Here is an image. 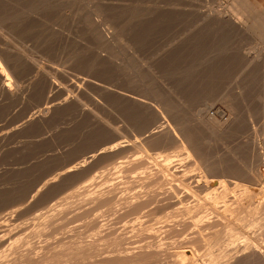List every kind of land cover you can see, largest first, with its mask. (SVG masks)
Instances as JSON below:
<instances>
[{
	"label": "rangeland",
	"instance_id": "rangeland-1",
	"mask_svg": "<svg viewBox=\"0 0 264 264\" xmlns=\"http://www.w3.org/2000/svg\"><path fill=\"white\" fill-rule=\"evenodd\" d=\"M5 1L9 3L12 1H14L12 3L17 2V0H11V1L5 0ZM23 1L27 3L29 2L33 3L39 0H23ZM229 1L230 0H219L217 2L215 1L214 3V0H211V1L210 0H191V1L190 0L189 1L188 0H183V1L182 0H86V3H89V4H86L83 2V0H58V1L52 0V2L54 3L56 2V8H53L55 10L51 9L49 12L46 13L47 16L49 17H46L45 15L44 19L42 18L43 20L39 21V25L37 29H39L40 31L42 30V31L40 32L39 30L35 29L36 32H34L32 35L33 37L35 35L36 38L35 37L33 38L31 35L28 38L26 37V39L24 40L13 39L15 43L14 45H16L17 47L21 45L22 49L26 53L28 52L31 54H35L37 52V54L39 55L42 53L43 55H46L47 57H49L50 62L45 63V69L53 75L58 71L56 75H59V73H61L60 72L61 70L62 72L68 71V70L69 72H71V69L67 70V67L68 68L70 67V64L68 62L70 60V57H72V55L74 54L73 51L81 52L82 49H83L82 52L84 53L88 51L89 54L87 52L85 54L86 56L88 54L87 57L91 59V57L93 58V55H96L95 53L97 52L101 54H104V53L107 54V51L110 50L109 48L100 44L101 41L100 39L98 40L96 33L92 32L94 34L93 35L91 32H88V30H86V28L84 29V26L80 22L79 16L80 14H83V11H84L83 8L85 7V5H91V6L97 5L98 6L102 4L101 6H107V7L112 8V10H110V13L112 12V14L110 15L113 16L115 13V16L120 19L119 20L116 18V20L120 21V23L122 22L121 24H124V20L126 21V23H131L132 22L131 18H133V22L131 24L133 23L135 24V21H137L135 19L136 18L139 19L138 16H141L142 18L141 17L140 18L142 19L141 21H143L142 23L144 24V21H147V23L149 24V25L148 24L146 25V23L144 24V26H147L145 28H148V34L146 32L147 30L142 28L143 26L140 25L141 23L140 19H139V22L137 21L138 24L136 22V26L140 25L141 29L145 31V34H147V36H149V34H152L151 37L145 36V39L146 38L147 40L149 38L150 39L149 41L146 40L147 41L146 45L143 43L146 46V48L144 47L143 49L144 45L141 46L142 50L140 49V52L142 53L140 55L142 54L144 55V57L140 56L142 59L146 58L145 60L147 61L148 57H152L151 58L152 60L153 56L155 55L158 57L160 56L158 55V53L160 54L162 51L163 52L166 51L167 53L168 50L170 51L171 49H174V47L175 48L177 47L181 51L180 55L182 56L183 54L185 55L183 56L184 58L179 56L182 61L178 57V60H180L178 62L180 63V65L185 64L184 67H187V70H186L182 65L181 74H180L181 77L183 75L182 73V71H184L183 69L186 70L184 72L185 75H190L189 72L187 74V71H190L191 68L192 70H195L199 66L197 70L195 71L191 70V72H195V73H191L192 75L191 77L188 76L189 80H188L187 90H189L188 92H190L191 95L193 94L194 97H191L190 95V97H188V100L190 101L187 102V103L190 102L189 104L191 105L192 110H191V107H186L187 105L185 104H184L185 107L184 105L180 106L181 108L179 107V109L181 110L184 107L182 111V115L184 114V116L182 118L186 117L187 119H189L191 117L189 120H185L186 118L183 120L189 122L193 118L192 115H190L195 111V107L193 110V105L194 106L197 105V109H200L203 115L208 114L209 112L210 114H212L213 112L221 110L223 112L222 118L223 119L227 117L229 118L230 110H228L229 107L225 106L226 104L225 105L223 104V98L229 97L231 95L229 99L230 98L232 99V103L234 102L233 105L237 109L236 111L237 114H240L238 115V118H239V123H240L239 125L241 127L240 130L242 131L240 132L239 130L236 136L234 135V137L233 136L227 137L223 139V141L221 140L222 142L221 141L214 142V140H210V139L207 140V138H205L204 140H206L207 142L204 141V143L206 142L205 145L208 144V146L203 145L204 148H202V150L203 149L204 150L201 151L200 153L203 152L202 154H206V153L207 154L206 155L201 154V157L194 156L196 159L193 157L190 158V156H187L189 158H187L186 156L185 157L182 156L183 157L182 158V157H179L181 156L179 154H178L179 156L177 157V153L175 154V152L172 153L173 155L171 154L172 158L170 156L171 158L170 162L172 161L171 162L172 164H169L170 165L169 171L171 175H174L175 179H173V177H171L172 179L170 177L169 178L166 177V178H168L167 180L170 179L171 183L173 182L172 184L174 186L170 183L171 186L177 188L180 185V187L178 188L180 189V191L181 189L183 190V193L181 194V196L183 195L182 196L183 198L181 199L186 201L185 202L186 205H185L184 201H182L181 199H177L175 196H171L173 194H169L166 191H165L166 194H164V192L162 193L163 195L160 193L163 197L159 194V192L154 191L153 193L151 190L152 192L151 193L150 189H148L149 186H151V183H150V180H147L150 175L146 174L145 172L146 170L140 171L138 169L135 171H129L128 173H124L123 175L128 174V177L126 176L128 178V181L126 180L127 178L124 177L123 175H120V176L118 175L120 178L119 180L117 176L115 179V175L108 177L110 175V173L109 175L108 173L106 174V172H108L106 170H108L109 168L108 167L109 166L108 155L101 157L99 160L100 162L98 161H97L98 163L95 162L96 164H99V165L91 163V165L93 166L96 165V166L94 167L92 166L93 167L92 168L91 165H87L91 168L89 169V167L86 166L84 167V169L85 168H88V169H85V170H83V168H81L82 165L79 164L81 163L80 162L81 160H79V158L77 159V157L75 158L74 155L72 156H74L73 159L75 158L74 159L75 161L71 157L68 159L69 160L68 161L64 157L65 156L64 154L66 152L65 151L63 152V150L65 149L64 147H62V146L66 147L65 144H68V143L66 142L65 136L62 134L61 129L64 127L65 124L68 123L71 117L69 115V112L66 109L61 108L52 116V118H50L49 120L43 121L42 120L43 116L41 117V115L43 114L39 112L42 106L44 105V102L42 101L43 99L42 93H41L42 94L41 96H40V93L33 94L34 98H31L32 100L28 102V104L25 103L22 105H17V104L9 105V104L0 103V264H203V263L204 264L206 263L215 264V263H218V262L213 261V259L217 261L220 260L219 261L220 263L218 264H233V262L235 264H238V263L239 264H264V252H263L264 243L263 244L261 243L264 241L260 240L261 235L263 236V230H260L258 228L257 233L256 231H254L255 234L254 233L252 234L253 231H251V227L253 226L254 230L255 228H257L255 224H257L258 222V217H256L257 220H255L256 215L254 216L250 215L248 212L249 211L248 208L250 207L249 205L251 204V197L248 196L249 195L248 188L251 187L250 189L260 191L264 187L263 186L264 185V149H263L264 148V144H263V141H264V67L263 66L264 64H262L264 62L261 60V58H259L256 60L257 63H255V59L254 60L252 59L253 52L251 50L249 52L245 51V50H248V47L251 46V43H252V40L250 41L251 37L248 36L247 34L245 35L242 34V32L239 34V31H237V28L233 27L234 25L232 26L233 28L228 27V26L226 28L224 26L218 27L222 29H217V26L210 27L206 25L205 15L209 13V10L213 9L215 11H218V9H220L222 11ZM250 1L252 2V4L257 10L258 9L262 10L264 8V0H250ZM212 4L214 7L212 6ZM165 8H166V13H168L172 9L171 12L173 11V16L175 17L176 12L178 16L176 15L175 18L168 21L169 23H166L167 21L163 22L164 25L160 24L161 21L159 23V20L156 24H154L158 19L157 17L159 16L161 17L163 15V13L161 12H163ZM174 12H175V15H174ZM166 13L164 11V14ZM51 14H54L53 15L54 17H52ZM149 18L150 20H152V21H149L151 23L148 22ZM153 20H154V23H153ZM201 20H203V22H201ZM136 26H130V27L134 28ZM201 26L203 27L202 29H201ZM50 27L52 29H50ZM204 27L206 30H204ZM136 28H140V27H136ZM223 28H225V32H223L224 31ZM227 28L232 29V31L231 30L229 31ZM150 29L151 31L149 32ZM52 30L57 31V37H58V38L56 37L55 39L54 36L52 35L53 40L54 39L56 40L54 41V43H52L53 41L51 40L52 37H49V35L51 36V34L54 32ZM0 31L2 32V30ZM47 31H50L51 33L48 35L49 32ZM200 32H201L200 36L203 35L201 36V38L203 37V39L198 37L197 33H200ZM194 35L195 37L196 36L197 37L194 38ZM38 36L42 38L39 39ZM234 36L236 37V39L234 38ZM5 37L8 39L9 36L5 35ZM191 38L194 40H196L197 38L199 39H197L196 41H193ZM46 40L48 41V44L46 43ZM173 40H174V43H173ZM188 40L189 41L192 40L190 41L192 45L189 43ZM199 40L201 41L200 43H199ZM98 41L100 42L98 43ZM44 43H46L48 47L50 45V47L49 48L47 47L45 49L47 45ZM189 44H190V49L189 47H186ZM39 45L41 47H39ZM103 46H104V49H102ZM160 47L162 50L160 49ZM182 47H186V50L182 51ZM41 48L45 49L47 53L45 50L44 51L41 50ZM217 50H218V53H217ZM188 51L189 52L192 51V52L189 54ZM163 52L162 54H166ZM162 54L161 56L164 57L165 55H162ZM263 54H261V57L264 60ZM90 55L91 57H89ZM155 59H158V58L154 57V60ZM258 62H262L261 63L262 65ZM189 64H191L192 67H190ZM257 64L258 65L260 64V65L258 66ZM64 66H65V70H63ZM85 67H83V70L81 69L79 71L80 73L82 72V74L80 73L76 74V77H77L76 80L77 79L78 80L76 81L74 78L75 83H77V86H78L77 88H79L77 89V93L81 94V95L78 94V96L80 100L82 101V103L85 104V106L92 109V112L95 111L94 113L99 115V118L101 117L100 118L102 119L101 124L106 123V121L108 120L110 122L107 121L109 124L106 123V125L107 124L111 125V121L113 119V115H111L112 112L109 106V96H110L109 89H110V85L112 84L111 78L110 76H108L107 73H104L103 71L89 69V66H85ZM60 76L62 77V73ZM70 85L73 86V83ZM72 86L67 87V88L70 89ZM80 87L81 88L83 87V88L81 89ZM133 90L134 89L131 88V91ZM185 90L183 91L185 92ZM186 95L188 96L189 93H187ZM35 96L36 97L38 96L40 99L38 97L36 98ZM212 97H217L219 99H216L215 100L216 102H214L215 105L210 108L211 105L210 106L208 105L213 102ZM203 100L205 103L202 104L201 106H198L199 103L203 102ZM206 102H208L209 104L207 105ZM181 110H180V113L178 112V114L180 115V117L178 116L179 118H181L182 116ZM104 118L105 119L108 118V119L103 120ZM166 122L162 119H159V120H156V124H154L155 123L154 121L153 127L156 125L155 129L157 128L159 132L155 129H152L153 132L151 135H153L152 136L153 139H156L158 137V139L160 140L161 138L160 136H162L161 134L167 133L166 131H168V129H166V131L164 132L166 128V127L164 128L165 126L164 124ZM160 123H162V126L159 125ZM168 123H166V126H168ZM190 123L192 124V122ZM149 125H148L150 127L149 129H151L152 124H149ZM84 126L85 125H82V127L80 126L78 128V131L81 130L80 132H82L83 135L85 136L83 137V140H85L84 142H86V140L88 139L86 137L88 130H87V127H84ZM84 129L86 130L84 131ZM97 129H99V126L97 127ZM161 129H162V132H161ZM142 131L144 132V129H142ZM59 133H61V135L63 136L61 137ZM99 134L102 135L101 133H98V135ZM138 134L136 137H138ZM139 135H143V134H139ZM205 135L207 137V134ZM57 136L59 138H57ZM98 137L100 138V140L99 138L97 139L98 140L97 145L99 144L98 142L102 143V140H104L102 136H98ZM101 137H102V140H101ZM229 140L231 141L229 142ZM61 141L63 145L61 144ZM103 142H106V141H103ZM235 142L239 145H243L245 142H249V143L255 142V144H253L254 145L253 147L249 146V149L246 148V151L244 150L245 154L244 153H243L244 155L241 154V156L242 155L243 156L239 159L237 163L238 169H237V166H235L234 168L236 170L229 173V175L232 173L233 174L235 173L234 175H236V177H239V178H236L237 179L236 180L234 179L235 176L232 174V177L230 178L231 183L229 184L233 187V188L231 187V189H235V188L236 189L231 190L229 188L230 190H227V192L231 191L232 193L233 192L234 193L233 194L231 192H230L231 194L225 193L224 196L221 197V200H219V198H214L212 196H208L207 197L208 199L203 197V199L205 198L204 199L205 202L204 201L202 202L200 200L198 201L195 195L190 196V193H189L190 190H187V188L190 189L191 186L194 187L193 183L195 181L198 182L199 180L198 178H200L201 175L202 176L206 175L209 178L211 176V179H212V177L215 174H212L213 176L210 174L215 173V172H211V173L209 172L210 174L207 173L205 175L204 173L208 172L209 171L208 169L214 165V162L218 161L216 160L215 157L218 158L221 153L227 150L226 148L229 149L233 147V144ZM104 144L105 143H103L102 145L100 144V145L103 146ZM61 147L63 149H60ZM105 154H108V151ZM75 155H77V153ZM106 158H107V161H105ZM201 158L203 159L206 158V160L204 161ZM172 159H174L175 162ZM186 159H187V163H185ZM191 159L193 161L188 162V160H191ZM194 159L196 161H194ZM101 160L104 162H102ZM206 161L211 162V164ZM176 162L177 163L179 162V163L176 164ZM181 162L185 163L183 164L185 165L183 169H182V166H180L182 165ZM77 163H78V167L76 166ZM207 164L209 165V168L207 167ZM204 165H206L208 169H206ZM75 166L77 168H75ZM201 166H203V168H201ZM172 169L175 170L176 172L174 171L173 173ZM186 169L188 171H186ZM139 172H141L142 174ZM104 173L106 174V176ZM179 173H180V176H179ZM188 175L191 176L192 178L189 177ZM96 176L99 177V178L97 177L98 178L97 180L100 182L96 180ZM130 176L131 178L132 177L133 178L131 179ZM185 176L188 177L187 180ZM215 176L216 177L219 176L217 178V180L219 179L218 180L219 182L221 178L220 175L217 174ZM215 176H214V179L216 178ZM252 176H255V177H252ZM111 177H114V178L111 179ZM123 177L125 178V181H122L124 179ZM136 177H138L137 178L138 180L136 179ZM100 178L101 180L104 179L103 180L104 185L103 183H101L102 181L100 180ZM177 178H179L180 180L179 179L176 180ZM252 178L254 179L255 183H257V180L259 179L258 183L254 184V182H252L254 185L251 184V181L253 180ZM255 178H258V179L256 180ZM94 179L97 181V183L96 181H94ZM154 180H155L154 182L157 181L156 178ZM193 180L194 182H192ZM129 181L133 183H130ZM151 181L153 180L151 179ZM197 182L194 183L195 186H197ZM113 183L114 184L116 183L118 186L116 184L114 185ZM124 183L126 184L130 183L132 186L128 184L127 185L128 187H132L133 189L124 187V185H126ZM99 184H102L104 188L107 186V188L104 189L102 185L100 186ZM133 184L136 185L137 187L134 186ZM257 186H260V187L257 188ZM116 187H118L119 190ZM193 187L191 188L195 190L196 187L194 188ZM245 188L247 189V191H245L246 190ZM112 190H116V191H112ZM120 190H122L123 192L122 191L120 192ZM124 190H126L125 195H123ZM138 190H141V191H138ZM144 190L147 192L144 193ZM104 191L105 192L107 191V192L105 193ZM134 191L138 193L137 196ZM184 191L187 193H185ZM242 191H244L245 193H243ZM131 192H133L135 195H133ZM107 193H109V195ZM184 193L185 195L187 194V197L184 195ZM145 194L147 195L145 196ZM153 194H154V197H153ZM131 195L133 196V198ZM149 195L151 197H148ZM100 196L104 198H101ZM156 196L159 198H156ZM136 197L138 199L140 197L139 200H142L145 197L146 198L143 199L142 202H139V200ZM193 197H195L196 199ZM135 198H136V202L135 201L133 202ZM248 198H250V200ZM130 200L132 201L130 202ZM163 200L165 201L162 204ZM101 201H103V203ZM104 203H106L107 205H105ZM124 203H125V206H124ZM196 203H199V204H196ZM214 204L217 205V207ZM112 205H113V208H115L117 211L111 207ZM116 205H119V206H116ZM192 206L195 208H193ZM107 207L112 213L108 212L109 210ZM84 208L86 211L84 210ZM120 208L122 209L120 210ZM202 208L205 210L206 209L208 210L203 211ZM97 210L101 212V213H98L99 216L100 215L105 216L104 218L103 216L102 217L100 216V219L103 218L101 220L103 225L98 219L99 216L97 215L98 216L97 217L95 215L98 212ZM122 210H124L125 214L126 212H129V211L130 212L124 215V212ZM142 210L145 212H143ZM215 210L218 212L220 216L214 213ZM105 211L111 214L112 217L109 216L108 213ZM118 211L122 213L123 217L125 216L124 219ZM115 212L119 213V215L116 214ZM114 215L115 217H113ZM247 215H250V216H248L249 218L245 220V217ZM196 216H197V219H196ZM201 216L202 218H200ZM82 217L85 219H82ZM86 218L87 219L89 218V219L87 220ZM235 218L236 220L237 219L238 220L236 221ZM248 219L249 220L253 219L252 221L254 222V224L251 222L252 225H250V221H248ZM83 220L87 222H84ZM113 220H114V223H113ZM83 222L85 225H83ZM119 222H121L122 224ZM231 222L234 224L239 223V227L240 228L242 227L241 229H243L249 235L251 233V235H255V236L250 235L252 239H249V237L248 236L245 237L244 234H237L239 238L236 237L234 240L238 238L240 242L237 239L236 240L237 242L235 241L237 244L236 243L233 244L232 242L231 244H227L229 242L226 236H229V233L224 234L228 232V231H225L224 228L225 226H228L227 223H231ZM247 222H249V224H246V226L249 229L247 227L246 228L244 227L245 223ZM86 223H87V226H86ZM203 223L204 225H202ZM242 223H244V225ZM82 225L85 228L84 230L85 232L83 231L84 228L82 227ZM100 226L101 228L99 229ZM98 230L99 232H96ZM258 230H260V233ZM257 234L259 235L258 238L256 236ZM223 235L224 237H221ZM218 237L220 238V240H218ZM223 238H224V244L226 240L227 243L225 245H229L228 248L230 250L229 249L227 250L226 248L227 246H225L226 249L223 248L224 247V245L222 244ZM258 239L260 240V243L258 242L259 241ZM239 243L241 244V246L239 245ZM218 244L220 245L222 244L223 249L221 248L222 252H219L218 250H220L219 248L221 247L219 245L218 250L216 248L217 250L216 253L217 254L219 253V254L216 255L214 253L215 254V257H214L212 256L214 255L213 252L211 255V251H213V249L217 247ZM232 244H233V247H232ZM235 244L238 245V248H241V249H238L237 246H234ZM247 245L248 247L249 246L250 247L245 248V246ZM251 247L252 248L255 247V248L252 249ZM231 248L232 249L235 248L233 250L234 252L236 250L237 251L234 253ZM195 249H196V252H194ZM176 251H179V252H176ZM208 251H210V253H208ZM229 251H232L233 254L232 253L230 254ZM173 252H175L176 255ZM237 252L239 254H237ZM253 252L254 254H252ZM250 253L251 255H249ZM207 254L211 255L213 258L209 255L207 256ZM178 256H181V258ZM218 256L219 257L221 256V257L219 258ZM200 257H203V258H200ZM234 258H237V259H234ZM239 258L242 260H240Z\"/></svg>",
	"mask_w": 264,
	"mask_h": 264
},
{
	"label": "bare ground",
	"instance_id": "bare-ground-1",
	"mask_svg": "<svg viewBox=\"0 0 264 264\" xmlns=\"http://www.w3.org/2000/svg\"><path fill=\"white\" fill-rule=\"evenodd\" d=\"M11 1V0H10ZM58 1V0H57ZM183 1V0H182ZM189 1V0H188ZM191 1V0H190ZM211 1V0H210ZM215 1H219V0H214ZM14 2V1H12ZM12 2H7L5 0H0V30H2V32L0 33V103H4V104H17V105H22L28 102H30L32 99L34 98L33 94H38L40 93V96H43L42 101L44 102V105L42 106V108L40 109V113L43 114L41 115L42 120L46 121L49 120L50 118H52V116L59 110V109H66L69 112V115L71 117V119L68 121L67 124L64 125V127L61 129L62 130V134L65 136L66 142L68 144H65V146H62V141L60 146L64 147L65 150H63V152L65 151L66 153L64 154L65 158L68 160L70 157L73 159V157L75 156V158L77 157V159L79 158V160H81L79 163L81 166V168H83V170L88 169L85 168L87 165H91L92 164H96L95 162H100V158L108 155V163H109V168L108 172H106V174L110 173V176H114L115 175V179L116 176L118 177V180L120 179L119 176L123 175L124 173H128L129 171H135V170H146V174L150 175L149 178L147 180H150L151 186H149L148 189H150V192L152 190V192L154 193V191L159 192V194L168 192L169 194H173L171 196H175L177 199H181L183 198L181 196V194L183 193V190L178 188L180 187V185L176 188L173 187L174 185L171 183V180L169 182V180H167L169 177H173V179H175L174 175L170 174L169 171V164H172L170 162L171 158H172V153L175 152V154L177 153V157L179 155V157L182 156H190V158H195L197 157H201L200 153L202 150V148H204L203 145H205V143L207 142L206 140H204L205 138L210 139V140H214L215 141H223V139L233 136H236V134L239 132L240 130V123H239V118L237 114V109L234 107V102L232 103V99L230 100L229 97H222L223 98V104L227 107H229L228 110H230V114H229V118H222L223 112L221 110H218L216 112H213L212 114H210V112L208 114L203 115L202 111L200 109H197V105L194 106L193 104V110L195 107V111L190 114L192 115V119L188 122L185 120H189L185 118H182L184 116V114L182 115V111L185 107V105H187L186 107H191V105L189 103H187L188 101V97H190V92H188L189 90H187L188 87V80L189 77L188 76H192L191 73H195V72H191L192 68L190 69V71H187V74L189 72L190 75H185L184 72L187 70V67H184L185 64H182L183 67L186 69H183L184 71H182L183 75L181 77V68L182 65H180V63L178 61L181 60V57L185 56L183 54H181V51L177 48L174 47V49H171L170 51L168 50V52L166 54H162V52L158 55H160V59L158 56H153V59L151 60L152 57H148V60L146 61L145 59H142L141 57H144V55H140L142 52H140V49L142 50V45H146L147 41H149V39L147 40L146 37H151L152 34H149V36H147L148 34V28H145L147 26H144V24L146 23V25L148 24L147 21H144V24L142 23L143 21H141L142 17L138 16L140 19V25H142L144 29H146L147 34H145V31H143V29H141L140 25L136 26V22H139V19L136 18L135 20V24H131L133 22V18H131V23H126V21L124 20V24H121L120 21L116 20V16L115 13L114 15H110L112 14V12L110 13V10H112V8L107 7V6H101V5H95V6H91V5H85V7L82 9L83 14H80L79 16V20L82 23V25L84 26V29L86 28V30H88V32H93L96 33L98 40L100 39L101 41V45H104L105 47L109 48L110 50L107 51V54H101L99 52L95 53L96 55H93V58L91 57V55L89 57H91V59H89L88 56V51H86L88 54L86 56V52H79V51H73V55L72 57H70L69 60V64L70 67H67L68 69H71V72L68 71H64L62 72V70L60 71L62 73V77L60 76L61 73H59V75H56L57 72L53 75L50 72H48L45 69V63H49L50 62V58L47 57L46 55H43L42 53L39 55L36 52L35 54H31V53H26L23 49L22 46L20 45L19 47H17L16 45H14V40H24L26 39V37L28 38L29 36H31L38 28L39 25V21L43 20L45 15L47 16V12H49L51 9L56 8V2H52V0L48 1H44V0H39L33 3H27L24 2L23 0H17L16 3H12ZM61 2V1H60ZM84 3H86V0L84 1ZM88 2V1H87ZM204 2V1H203ZM201 2V3H203ZM209 2V1H208ZM200 3V4H201ZM55 4V5H54ZM60 4V3H59ZM58 4V5H59ZM89 4V3H86ZM61 5V4H60ZM192 5V4H191ZM169 6V5H168ZM190 6V5H189ZM213 6V4H212ZM220 6V5H219ZM114 7V6H113ZM172 7V6H171ZM214 7V6H213ZM110 8V9H109ZM167 8V7H166ZM166 8L164 9L165 13H166ZM60 9V8H59ZM174 9V8H173ZM176 9V7H175ZM174 9V10H175ZM55 10V9H53ZM156 10V9H155ZM168 10V9H167ZM170 10V9H169ZM172 10V9H171ZM171 10L169 12H171ZM188 10V9H187ZM190 10V9H189ZM61 11V10H60ZM163 11V10H162ZM164 11L161 12L163 13V15L160 17H157L155 19H157V21L154 23L156 24L159 20V23L161 21L160 24H163V22L169 23L168 21L172 20L173 18L176 17L175 12L173 16V11L171 13H166L164 14ZM180 11V10H179ZM57 12V10H56ZM114 12V11H113ZM198 12V11H197ZM54 13V12H53ZM134 13V12H133ZM139 13V12H138ZM145 14V13H144ZM159 14V13H158ZM198 14V13H197ZM49 15V13H48ZM54 14H51L52 17ZM56 15V14H55ZM117 15V14H116ZM119 15V14H118ZM135 15V14H134ZM161 15V14H160ZM50 16V17H51ZM72 16V15H71ZM115 16V17H114ZM178 16V15H177ZM193 16V15H192ZM197 16V15H196ZM120 17V16H119ZM131 17V16H130ZM141 17V18H140ZM43 18V19H42ZM148 18V17H147ZM198 18V17H197ZM48 19V18H47ZM50 19V18H49ZM119 19V18H117ZM144 19V18H143ZM120 20V19H119ZM128 20V19H127ZM196 20V19H195ZM200 20V19H199ZM149 21H152L148 20ZM120 24H119V23ZM128 22V21H127ZM137 22V24H138ZM201 22H203V20H201ZM200 22V23H201ZM205 22L207 26H217V29H222V28H218V27H222L224 26L225 28L228 27H235L237 28V31H239V34L242 32V34H247L248 36L251 37L250 41L252 40L251 46L248 47V50L245 51H252L253 52V57L252 59H255V63H257V59L261 58V60L264 62V60L261 57V54H263L264 52V8L262 10H257L254 5L252 4V2L250 0H230L228 2V4L223 8V10L221 11L220 9H218V11L215 10H209V13H207L205 15ZM204 22V23H205ZM151 23V22H149ZM158 23V24H159ZM80 24V23H78ZM130 24V25H129ZM149 25V24H148ZM152 25V24H151ZM150 25V26H151ZM197 25V24H196ZM130 26H136V27H140V28H136V27H130ZM153 26V25H152ZM156 26V25H155ZM199 26V25H198ZM203 26V24H202ZM201 26V29L203 28ZM161 27V26H160ZM196 27V26H195ZM232 27V28H233ZM83 28V27H82ZM151 28V27H150ZM225 28H223V32H225ZM50 29H52L50 27ZM197 29V28H196ZM228 29V28H227ZM226 29V30H227ZM156 30V29H155ZM204 30L205 27H204ZM216 30V28H215ZM229 31L232 29H228ZM227 30V31H228ZM40 31V30H39ZM42 31V30H41ZM40 31V32H41ZM54 31L51 36L49 35L51 32H49L48 35L49 37H52L51 40H53V36L56 39L57 37V31ZM79 31V29H78ZM151 31V29L149 30V32ZM213 31V30H212ZM211 31V32H212ZM228 31V32H229ZM195 32V31H194ZM203 32V30H202ZM206 32V31H205ZM220 32V31H219ZM222 32V31H221ZM222 32V33H223ZM227 32V33H228ZM92 33V34H93ZM145 35H144V34ZM152 33V32H151ZM191 33V32H190ZM208 33V32H207ZM210 33V32H209ZM36 34V33H35ZM198 37L201 38V32L197 33ZM214 34V33H213ZM235 34V33H234ZM5 35L9 36L8 39L5 37ZM53 35V36H52ZM66 35V34H65ZM88 35V34H87ZM94 35V34H93ZM95 35V36H96ZM216 35V34H215ZM246 35V36H247ZM40 36V35H39ZM38 36V37H39ZM46 36V35H45ZM68 36V35H67ZM190 36V35H189ZM247 36V37H248ZM11 37V38H10ZM33 37V35H32ZM35 37V35H34ZM33 37V38H34ZM37 37V38H38ZM48 37V36H47ZM197 37V36H196ZM194 35V38H196ZM243 37V36H242ZM249 37V38H250ZM36 38V37H35ZM42 37H39V39ZM58 38V37H57ZM184 38V37H183ZM234 38L236 39V37L234 36ZM53 40L52 43H54ZM192 39V38H191ZM199 39V38H197ZM196 39V40H197ZM203 39V37L201 38ZM245 39V38H244ZM34 40V39H33ZM36 40V39H35ZM50 40V41H51ZM58 40V39H57ZM96 40V39H95ZM94 40V41H95ZM147 40V41H146ZM193 41H196L194 39H192ZM190 40V41H192ZM44 41V40H43ZM49 41V43H50ZM98 41V43L100 42ZM172 41V40H171ZM189 41V40H188ZM189 41V43H190ZM201 41L199 40V43ZM22 43V41H21ZM46 43L48 44V41L46 40ZM44 43V44H46ZM51 43V44H52ZM144 43V44H143ZM174 43V40H173ZM182 43V42H181ZM184 43V42H183ZM186 43V42H185ZM198 43V44H199ZM245 43V41H244ZM36 44V43H35ZM40 44V43H39ZM46 44V45H47ZM166 44V43H165ZM188 44V43H187ZM192 45V43H190ZM190 44L186 47H189L190 49ZM242 44V43H240ZM253 44V45H252ZM37 45V44H36ZM43 45V44H42ZM143 46L146 48V46ZM170 45V44H169ZM186 45V44H185ZM197 45V44H196ZM244 45V44H243ZM241 45V46H243ZM104 46L102 49H104ZM171 46V45H170ZM21 47V48H20ZM39 47H41L39 45ZM48 47V45L45 47V49ZM50 47V45H49ZM48 47V48H49ZM52 47V45H51ZM80 47V45H79ZM164 47V46H163ZM169 47V46H168ZM186 47H182V51L186 50ZM194 47V46H192ZM24 48V47H23ZM166 48V47H165ZM242 48V47H240ZM43 48H41V50H45ZM89 49V48H88ZM99 49V48H98ZM106 49V48H105ZM161 49V47H160ZM51 50V49H49ZM76 50V48H75ZM108 50V49H107ZM162 50V49H161ZM221 50V49H220ZM40 51V50H39ZM46 51V50H45ZM102 51V50H101ZM104 51V50H103ZM240 51V50H239ZM263 51V52H262ZM31 52V51H30ZM49 52V51H48ZM106 52V50H105ZM109 52V53H108ZM192 52V51H191ZM191 52L188 51V53L190 54ZM247 52V53H248ZM251 52V53H252ZM33 53V52H32ZM39 53V52H38ZM44 53V52H43ZM47 53V51H46ZM144 53V52H143ZM218 53V50H217ZM50 54V53H49ZM71 54V53H70ZM154 54V53H153ZM157 54V53H156ZM165 55L164 57L161 56ZM246 54V53H245ZM48 55V54H47ZM192 55V54H191ZM247 55V54H246ZM264 55V54H263ZM141 56V57H140ZM211 56V55H210ZM245 56V55H244ZM154 57H157L158 59L154 60ZM163 57V58H162ZM178 57L180 60H178ZM207 57V56H206ZM264 57V56H263ZM184 58V57H183ZM217 58V57H216ZM235 58V57H234ZM188 59V58H187ZM206 59V58H205ZM251 59V58H250ZM249 59V60H250ZM251 59V60H252ZM184 60V59H183ZM219 60V59H218ZM248 60V61H249ZM182 61V60H181ZM187 61V60H186ZM247 61V60H246ZM65 62V61H64ZM205 62V61H204ZM222 62V61H221ZM231 62V61H230ZM239 62V61H238ZM184 63V62H183ZM203 63V62H202ZM210 63V62H209ZM254 63V64H255ZM258 63H262V62H258ZM251 64V63H249ZM259 64V65H260ZM264 64V63H262ZM261 64V65H262ZM187 65V63H186ZM190 67H192L191 64H189ZM258 65V64H257ZM258 65V66H259ZM85 66H89V69H94V70H99V71H103L104 73H107L108 76H110L111 78V82L112 84L110 85V89H109V106H110V110H111V115H113V119L111 121V125H108L110 121H108V118H104L103 120H107L106 123H108L106 125V123H102V119L99 118V115H97L96 113L92 112V109H90L89 107L85 106V104L82 103V101L80 100L78 94L77 93V83H75L76 80V74L80 73L79 71ZM251 66V65H250ZM49 67V65H48ZM189 67V66H188ZM194 67V65H193ZM199 67V66H198ZM197 67V68H198ZM212 67V66H211ZM256 67V66H255ZM264 67V66H263ZM47 68V67H46ZM63 68V67H62ZM86 68V67H85ZM197 68L195 70H197ZM247 68V67H246ZM55 69V68H54ZM88 69V68H87ZM88 69V70H89ZM63 70H65V66L63 68ZM192 70V71H195ZM212 70V68H211ZM90 71V70H89ZM55 72V71H54ZM94 72V71H93ZM204 73V72H203ZM82 74V72L80 73ZM88 74V73H86ZM211 75V74H210ZM58 76V77H57ZM100 76V75H99ZM250 76V75H249ZM61 77V78H60ZM89 77V76H88ZM94 77V76H93ZM104 77V76H103ZM248 77V76H247ZM75 78V80H74ZM96 78V77H95ZM99 78V77H98ZM108 78V77H107ZM106 78V79H107ZM109 78V79H110ZM194 78V77H193ZM92 79V77H91ZM102 79V78H101ZM105 79V80H106ZM218 79V78H217ZM78 80V79H77ZM76 80V81H77ZM81 80V79H80ZM104 80V81H105ZM95 81V80H94ZM80 82V81H79ZM93 82V81H92ZM108 82V81H107ZM106 82V83H107ZM73 83V86L70 85ZM86 83V81H85ZM101 83V82H99ZM80 84V83H79ZM215 84V83H213ZM72 86L70 89L67 87ZM81 85V84H80ZM89 85V84H88ZM100 85V84H99ZM82 86V85H81ZM86 86V85H85ZM93 86V85H92ZM87 87V86H86ZM190 87V86H189ZM212 87V86H211ZM216 87V86H214ZM76 88V89H75ZM81 88V87H80ZM83 88V87H82ZM81 88V89H82ZM109 88V87H108ZM131 88L134 89L133 91H131ZM105 89V88H104ZM187 91H186V90ZM196 89V88H194ZM108 90V89H107ZM185 90V92L183 91ZM80 92V91H79ZM86 92V91H85ZM106 92V91H105ZM189 93V95L187 96L186 94ZM42 93V94H41ZM186 93V94H185ZM240 93V92H239ZM81 95V94H80ZM87 95V94H85ZM218 95V94H217ZM229 95V94H228ZM240 95V94H239ZM33 96V97H32ZM225 96V95H223ZM36 97V96H35ZM38 97V96H37ZM36 97V98H37ZM88 97V96H87ZM191 97H194V95L192 94ZM39 98V97H38ZM213 98V102L212 103H208L206 102V104L208 106H210V108L212 106L215 105L214 102H216V99H219L217 97H212ZM40 99V98H39ZM236 99V98H235ZM222 100V99H220ZM237 100V99H236ZM104 101V100H103ZM106 101V100H105ZM192 101V99H191ZM107 102V101H106ZM220 102V101H219ZM225 102V103H224ZM187 103V104H186ZM194 103V101H193ZM204 100L203 102L199 103L198 106H201L202 104H204ZM236 103V102H235ZM108 104V103H107ZM185 104V105H184ZM222 104V103H221ZM96 105V104H95ZM101 105V104H100ZM184 105V107L181 109H179L180 106ZM237 106V105H236ZM102 107V106H101ZM108 107V106H107ZM181 108V107H180ZM226 108V107H225ZM235 108V109H234ZM95 109V108H94ZM227 109V108H226ZM181 110V118L180 115L178 114V112L180 113ZM192 110V107H191ZM251 111V110H250ZM249 112V111H248ZM104 113V112H103ZM190 113V111H189ZM251 113V112H250ZM249 113V115H250ZM99 114V113H98ZM248 114V113H247ZM228 115V114H227ZM102 116V115H101ZM179 116V117H178ZM107 117V116H106ZM240 117V116H239ZM162 119L164 120L166 123H168V126H166V123L163 125L165 130L168 129V131H166L167 133H159L162 136H160V140L158 139V137L156 139H153L151 135L153 130L155 129L156 125L153 127V123L155 121L154 124H156V120ZM185 119V120H183ZM242 120V119H241ZM85 121V122H84ZM194 121V122H193ZM192 122V124L190 123ZM158 123V122H157ZM195 123V124H194ZM104 124V125H103ZM152 124V128L149 129L150 125ZM243 124V122H242ZM82 125H85L84 127H87V140L86 142H84L85 140H83V137H85L83 135L82 132L78 131V128ZM149 125V126H148ZM158 125V124H157ZM160 126H162V123L159 124ZM99 126V129H97V127ZM239 127V128H238ZM103 128V129H102ZM147 128V129H146ZM162 128V127H161ZM142 129H144V132L142 131ZM159 129V128H158ZM163 129V128H162ZM161 129V132H162ZM86 129H84L85 131ZM100 130V131H99ZM157 130V128L155 129ZM97 131V132H96ZM99 131V132H98ZM159 132V130H157ZM242 130H240L241 132ZM60 132V131H59ZM143 134V135H139L138 134ZM142 132V133H141ZM97 133V134H96ZM98 133H101L102 135H98ZM156 133V132H155ZM58 134V133H57ZM60 136L62 137L63 135H61V133H59ZM86 134V133H85ZM138 134V137H136ZM154 134V133H153ZM165 134V136H164ZM207 134V137L206 135ZM156 135V134H155ZM205 135V136H204ZM209 135V136H208ZM59 136V135H58ZM57 136V138H59ZM98 136H102L104 138V140H102L101 142H98L99 144L97 145V139L99 138ZM141 136V137H139ZM56 137V136H54ZM156 137V136H155ZM56 139V138H55ZM86 139V138H84ZM61 140V138H60ZM100 140V138H99ZM232 140V139H231ZM229 140V142L231 141ZM236 140V139H235ZM234 140V141H235ZM106 141V142H103ZM204 141H206L204 143ZM221 141V142H222ZM65 142V141H64ZM63 142V143H64ZM65 142V143H66ZM216 142V143H217ZM225 142V141H224ZM56 143V142H55ZM103 143H105L103 146H101ZM220 143V142H219ZM245 142L243 145H239L236 142L233 144V147L231 148H226L227 150L223 153H221L219 155V159L217 157L216 162H214V165L212 163V167L209 168V165L207 164V168L206 165H204L206 167V173H211V172H215V173H209L210 175L212 174H219L220 175V181L218 182L217 178L215 175V179L214 176L211 179L208 176H202L200 178H198V182L194 180L192 182L196 183L197 182V186H195V184L193 183L194 187H196V189H192L191 186L190 189L187 188V190H190V196L191 195H195L198 199V201H204L205 202V198H207L208 196H212L214 198H219V200H221V197L224 196L225 193H230L231 191V185L229 183L230 182V178L232 177V174L229 175V173L233 172L234 170H236L234 167L237 166V163L239 161V159L245 154L244 150L246 151V148L249 149L250 147H253L255 144V142ZM101 144V145H100ZM231 144V145H232ZM264 144V141H263ZM59 145V144H58ZM107 146V147H106ZM205 146H208V144H206ZM224 146V145H222ZM60 149H63V148ZM257 147V146H256ZM259 148V147H258ZM108 154H105L107 151ZM264 149V148H263ZM210 150V149H209ZM213 151V150H212ZM62 152V151H61ZM207 152V151H205ZM215 152V151H214ZM213 152V153H214ZM222 152V151H221ZM77 153V155H75ZM80 153V154H79ZM200 153V154H199ZM244 153V154H243ZM248 153V152H247ZM172 154V155H171ZM179 154V155H178ZM207 154V153H206ZM206 154H202V155H206ZM210 154V153H209ZM241 154H243L241 156ZM260 154V153H259ZM74 155V156H72ZM200 155V156H199ZM247 155V154H246ZM171 156V158H170ZM176 156V155H175ZM195 156V157H194ZM217 156V155H216ZM176 157V158H177ZM208 157V156H207ZM213 157V156H212ZM74 158V159H75ZM105 158V157H104ZM183 158V157H182ZM189 158V157H187ZM244 158V157H243ZM242 158V160H243ZM246 158V156H245ZM257 158V157H256ZM255 158V159H256ZM259 158V157H258ZM64 159V158H63ZM73 159V160H74ZM103 159V158H102ZM178 159V158H177ZM181 159V158H180ZM185 159V158H184ZM196 159V158H195ZM194 159V161H196ZM202 160H206V158H201ZM211 159V158H210ZM71 160V159H70ZM77 160V161H79ZM104 160V159H103ZM174 161V159H172ZM199 160V159H197ZM69 161V160H68ZM75 161V160H74ZM102 161V160H101ZM107 161V158L106 160ZM179 161V160H178ZM193 161L188 160V162ZM212 161V160H211ZM256 161V160H255ZM73 162V161H72ZM97 162V163H98ZM104 162V161H102ZM101 162V163H102ZM175 162V161H174ZM180 162V161H179ZM178 162V163H179ZM185 162V161H184ZM203 162V161H201ZM208 162V161H206ZM100 163V164H101ZM107 163V164H108ZM176 162V164H178ZM182 163V162H181ZM180 163V164H181ZM187 163V159L186 162ZM185 163H182V169L185 165ZM195 163V162H194ZM198 163V162H197ZM211 164V162H208ZM106 164V163H104ZM190 164V163H189ZM201 164V163H200ZM235 164V165H234ZM99 165V164H96ZM94 165V166H96ZM175 165V164H174ZM178 165V166H179ZM196 165V164H195ZM76 166L78 167V163L76 164ZM75 166V168H77ZM93 165H91L92 167ZM93 166V167H94ZM177 166V165H176ZM243 166V165H242ZM80 167V166H79ZM89 167V166H87ZM89 167V169L91 168ZM92 167V168H93ZM187 167V165H186ZM189 167V166H188ZM194 167V166H193ZM198 167V166H197ZM196 167V168H197ZM240 167V166H239ZM80 168V169H81ZM174 168V167H173ZM179 168V167H178ZM201 168H203V166H201ZM180 169V168H179ZM185 169V168H184ZM190 169V168H189ZM193 169V168H192ZM191 169V171H192ZM205 169V168H204ZM238 169V166H237ZM178 170V169H177ZM79 171V170H78ZM81 171V170H80ZM148 171V172H147ZM173 173L175 170H173ZM186 171H188L186 169ZM203 171V170H201ZM84 172V171H83ZM144 172V173H145ZM176 172V171H175ZM182 172V171H181ZM184 172V171H183ZM190 172V171H189ZM194 172V171H193ZM217 172V174H216ZM224 172V173H223ZM239 172V171H238ZM141 173V172H139ZM172 173V172H171ZM200 173V171H199ZM102 174V173H101ZM100 174V175H101ZM105 174V173H104ZM105 174V176H106ZM130 174V173H129ZM142 174V173H141ZM145 174V175H146ZM188 174V173H187ZM195 174V173H194ZM197 174V173H196ZM208 174V175H209ZM235 174V173H234ZM233 174V175H234ZM255 174V173H254ZM97 175V174H96ZM99 175V174H98ZM119 175V176H118ZM146 175V176H147ZM256 175V174H255ZM124 177H128L127 175H123ZM133 176V175H132ZM138 176V174H137ZM142 176V175H141ZM178 176V175H177ZM180 176V173H179ZM182 176V174H181ZM189 176V175H188ZM235 178H239L236 177V175H234ZM98 176H96V180L99 178H97ZM104 177V176H103ZM107 177V178H108ZM123 177V178H124ZM126 177V178H127ZM168 177V178H166ZM186 177V176H185ZM191 177V176H189ZM195 177V176H194ZM255 177V176H252ZM258 177V176H256ZM105 178V177H104ZM114 177H111V179H113ZM122 178V179H123ZM131 178V176H130ZM129 178V179H130ZM133 178V177H132ZM131 178V179H132ZM138 177H136L137 179ZM156 178V182H154ZM181 178V177H180ZM188 177H186L187 180ZM192 178V177H191ZM250 178V177H249ZM103 179V178H102ZM121 179V180H122ZM130 179V180H131ZM146 179V178H145ZM151 179L153 181H151ZM172 179V178H171ZM179 178H177L176 180H178ZM233 179V178H232ZM247 179V178H246ZM253 179V178H252ZM250 179V180H252ZM256 180L258 178H255ZM94 179V181H96ZM101 180V178H100ZM104 180V179H103ZM103 180H101L104 185ZM120 180V181H121ZM128 181V178L126 179ZM138 180V179H137ZM136 180V181H137ZM144 180V179H143ZM145 180V181H147ZM180 180V179H179ZM185 180V178H184ZM190 180V179H189ZM237 180V179H236ZM255 180V181H256ZM259 180V179H258ZM257 180V183H258ZM98 181V180H97ZM96 181V183H97ZM125 181V178L122 180ZM240 181V180H239ZM261 181V180H260ZM100 182V181H98ZM113 182V181H112ZM130 183H133L131 181H129ZM138 182V181H137ZM142 182V181H141ZM144 182V181H143ZM149 182V181H148ZM178 182V181H176ZM175 182V183H176ZM184 182V181H183ZM189 182V181H188ZM236 182V181H235ZM252 182H254V179L251 181V184H253ZM128 184L130 186H132L131 184ZM147 183V182H146ZM170 183L173 185L171 186ZM185 183V182H184ZM254 182V184H257ZM261 183V182H259ZM106 184V182H105ZM114 184V183H113ZM112 184V185H113ZM116 184V183H115ZM114 184V185H115ZM126 184V183H124ZM126 184V185H127ZM135 184V182H134ZM133 184V185H134ZM179 184V183H178ZM189 184V183H188ZM220 184V185H219ZM223 187H222V185ZM233 184V183H232ZM241 184V183H240ZM244 184V183H243ZM250 184V182H249ZM248 184V185H249ZM253 184V185H254ZM97 185V184H96ZM100 186L102 184H99ZM102 185V187H103ZM111 185V184H110ZM117 185V184H116ZM124 185V187H128V185L126 186ZM137 185V183H136ZM134 185V186H136ZM140 185V184H139ZM182 185V184H181ZM187 185V184H186ZM192 185V184H191ZM259 185V184H258ZM261 185V184H260ZM118 186V185H117ZM176 186V185H175ZM236 186V185H235ZM264 186V185H263ZM97 187V186H96ZM115 187V186H114ZM137 187V186H136ZM148 187V186H147ZM146 187V188H147ZM189 187V186H188ZM193 187V188H194ZM260 186H257V188H259ZM104 188V187H103ZM102 188V189H103ZM107 188V186L105 187ZM104 188V189H105ZM118 188V187H116ZM128 188H132V187H128ZM141 188V187H140ZM186 188V187H185ZM184 188V189H185ZM230 188V189H229ZM233 188V187H232ZM251 188V187H250ZM249 190V195L251 197V204L249 202V208H248V212L250 215H256L255 216V220H257L256 217H258V222L257 224H255V226L257 228H255L252 226L251 227V231L252 234L254 233V231H256L257 233V229L259 228L260 230H263V236H264V187L262 190L257 191L254 189H250ZM109 189V188H108ZM114 189V188H113ZM122 189V188H121ZM133 189V188H132ZM139 189V188H138ZM147 189V190H148ZM236 189V188H235ZM235 189H231V190H235ZM246 189V188H245ZM111 190V189H110ZM119 190V188H118ZM137 190V189H136ZM164 190V191H163ZM192 190V191H191ZM109 191V190H108ZM112 191H116V190H112ZM122 190H120L121 192ZM126 190H124V194ZM131 191V190H130ZM133 191V190H132ZM141 191V190H138ZM237 191V190H236ZM247 191V189L245 190ZM105 192V191H104ZM107 192V191H106ZM105 192V193H106ZM123 192V191H122ZM136 193V191H134ZM143 192V191H142ZM141 192V193H142ZM147 192L144 190V193ZM151 192V193H152ZM185 192V191H184ZM241 192V191H240ZM243 193H245L244 191H242ZM114 193V192H113ZM116 193V192H115ZM118 193V192H117ZM133 195H135L133 192H131ZM149 193V192H148ZM150 193V195H151ZM187 193V192H185ZM184 193V195H185ZM232 193V192H231ZM230 193V194H231ZM234 193V192H233ZM232 193V194H233ZM109 195V193H107ZM120 194V193H119ZM156 194V193H155ZM160 194V195H161ZM100 195V194H99ZM98 195V196H99ZM102 195V194H101ZM106 195V194H105ZM138 195V193H136V196ZM147 194H145L146 196ZM148 197H151V196ZM163 195V194H162ZM161 195V196H162ZM97 196V197H98ZM103 196V195H102ZM100 196L101 198H104ZM119 196V195H118ZM132 196V195H131ZM140 196V195H139ZM144 196V195H143ZM159 196V195H158ZM160 196V197H161ZM169 196V195H168ZM170 196V198H171ZM187 197V194L185 195ZM189 196V195H188ZM202 196V197H200ZM237 196V195H236ZM96 197V198H97ZM106 197V196H105ZM111 197V196H110ZM127 197V196H125ZM135 197V196H134ZM154 197V194H153ZM163 197V196H162ZM203 197H205L203 199ZM114 198V197H112ZM124 198V196H123ZM133 198V196H132ZM137 198V197H136ZM136 198L133 200V202H136ZM146 198V197H145ZM143 198V199H145ZM156 198H159L156 196ZM155 198V199H156ZM173 198V197H172ZM195 198V197H193ZM225 198V197H224ZM233 198V197H232ZM106 199V198H105ZM111 199V198H110ZM138 199V198H137ZM140 199V197H139ZM138 199V200H139ZM142 199V197H141ZM142 199V200H143ZM149 199V198H147ZM174 199V198H173ZM187 199V198H185ZM196 199V198H195ZM208 199V198H207ZM210 199V198H209ZM250 200V198H248ZM101 200V199H100ZM114 200V199H113ZM116 200V198H115ZM125 200V199H124ZM123 200V202H124ZM137 200V201H138ZM142 200H139V202H142ZM159 200V199H158ZM166 200V199H165ZM162 202V204L164 203V201ZM182 200V199H181ZM180 200V201H181ZM191 200V198H190ZM189 200V201H190ZM228 200V199H227ZM105 201V200H104ZM132 200H130L131 202ZM151 201V200H150ZM156 201V200H155ZM160 201V200H159ZM174 201V200H173ZM184 201V200H182ZM194 201V199H193ZM212 201V200H211ZM231 201V200H230ZM235 201V200H234ZM103 203V201H101ZM115 202V201H114ZM161 202V201H160ZM168 202V200H167ZM166 202V203H167ZM186 201H184L185 204ZM208 202V201H207ZM228 202V201H226ZM99 203V202H98ZM109 203V202H108ZM116 203V202H115ZM147 203V202H145ZM149 203V202H148ZM156 203V202H155ZM165 203V204H166ZM170 203V202H169ZM188 203V201H187ZM105 205H107L106 203H104ZM103 204V205H104ZM117 204V203H116ZM134 204V203H133ZM141 204V203H140ZM154 204V203H153ZM183 204V203H182ZM193 204V203H192ZM199 204V203H196ZM203 204V203H202ZM206 204V203H205ZM222 204V203H221ZM227 204V203H226ZM233 204V203H232ZM237 204V203H236ZM102 205V206H103ZM104 205V206H105ZM115 205V204H114ZM158 205V204H157ZM169 205V204H168ZM178 205V204H177ZM186 205V204H185ZM211 205V204H210ZM215 205V204H214ZM213 205V206H214ZM234 205V204H233ZM94 206V205H93ZM101 206V205H100ZM119 206V205H116ZM125 206V203H124ZM134 206V205H133ZM160 206V205H159ZM188 206V204H187ZM190 206V204H189ZM201 206V205H200ZM206 206V205H205ZM204 206V207H205ZM209 206V205H208ZM217 207V205H215ZM214 206V207H215ZM230 206V205H229ZM96 207V206H95ZM113 208V205L111 206ZM121 207V205H120ZM128 207V206H127ZM161 207V206H160ZM193 207V206H192ZM191 207V208H192ZM197 207V206H196ZM203 207V206H202ZM207 207V206H206ZM211 207V206H210ZM102 208V207H101ZM108 208V207H107ZM125 208V207H124ZM133 208V207H132ZM135 208V207H134ZM143 208V207H142ZM145 208V207H144ZM148 208V207H147ZM165 208V207H164ZM195 208V207H193ZM192 208V209H193ZM201 208V207H200ZM83 209V208H82ZM99 209V208H97ZM115 209V208H113ZM122 208H120L121 210ZM129 209V208H128ZM153 209V208H152ZM151 209V210H152ZM203 209V208H202ZM212 209V208H211ZM85 210V208H84ZM102 210V209H101ZM109 210V208H108ZM116 210V209H115ZM119 210V209H118ZM125 210V209H124ZM124 210H122L124 212ZM127 210V209H126ZM130 210V209H129ZM198 210V209H196ZM205 209H203L204 211ZM208 210V209H206ZM205 210V211H206ZM214 210V209H213ZM212 210V211H213ZM86 211V210H85ZM98 211V212H97ZM96 212V216L101 213L99 210H97ZM117 211V210H116ZM128 211V210H127ZM141 211V210H140ZM143 211V210H142ZM148 211V210H147ZM190 211V209H189ZM195 211V210H194ZM210 211V210H209ZM221 211V210H220ZM81 212V211H80ZM107 212V211H105ZM109 213L111 212L110 210L108 211ZM107 212V213H108ZM119 212V211H118ZM130 212V211H129ZM129 212H126L129 213ZM145 212V211H143ZM208 212V211H207ZM205 212V213H207ZM247 212V213H248ZM251 212V213H250ZM104 213V212H103ZM106 213V214H107ZM109 216H111V214H109ZM112 213V212H111ZM116 213V212H115ZM120 213V212H119ZM119 213H116L119 215ZM141 213V212H140ZM202 213V212H201ZM212 213V212H211ZM215 214L219 215L218 212L215 210L214 212ZM213 213V214H214ZM86 214V213H84ZM90 214V213H89ZM104 214V215H106ZM114 214V212H113ZM122 215V213H120ZM124 212V215H126ZM136 214V213H135ZM200 214V213H199ZM210 214V213H208ZM83 215V214H82ZM81 215V216H82ZM106 215V216H108ZM142 215V214H141ZM242 215V213H241ZM247 215L245 217V220H247V218H249ZM92 216V215H91ZM95 216V217H96ZM97 216V217H98ZM101 216V215H100ZM100 216L98 217L99 221L101 222V220L105 217L103 216L102 219H100ZM101 216V217H102ZM117 216V215H116ZM132 216V215H131ZM139 216V215H138ZM209 216V215H208ZM215 216V215H214ZM220 216V215H219ZM71 217V216H70ZM69 217V218H70ZM84 217V216H83ZM82 219H85L83 218ZM94 217V216H93ZM92 217V218H93ZM96 217V218H97ZM112 217V216H111ZM115 217V215L113 216ZM119 217V216H118ZM123 217V215H122ZM125 217V216H124ZM123 217V219H124ZM128 217V216H127ZM126 217V218H127ZM133 217V216H132ZM199 217V216H198ZM207 217V216H206ZM211 217V216H210ZM216 217V216H215ZM214 217V219H215ZM225 217V216H224ZM243 217V216H242ZM66 218V217H65ZM64 218V219H65ZM95 218V219H96ZM117 218V217H116ZM135 218V217H134ZM185 218V217H184ZM192 218V217H191ZM202 218V216L200 217ZM221 218V217H220ZM223 218V217H222ZM241 218V217H240ZM252 218V217H251ZM254 218V217H253ZM87 219V218H86ZM89 219V218H88ZM87 219V220H88ZM115 219V218H114ZM128 219V218H127ZM126 219V220H127ZM183 219V218H182ZM197 219V216H196ZM66 220V219H65ZM71 220V219H70ZM116 220V219H115ZM236 220V218H235ZM238 220V219H237ZM236 220V221H237ZM240 220V219H239ZM243 220V219H242ZM253 219H248V221H250V225L251 222L254 224V222L252 221ZM84 222H87L85 220H83ZM98 221V220H97ZM105 221V220H104ZM109 221V220H108ZM112 221V220H111ZM117 221V220H116ZM115 221V222H116ZM129 221V220H128ZM207 221V219H206ZM212 221V219H211ZM216 221V220H215ZM244 221V220H243ZM83 222V225H85ZM96 222V221H94ZM123 222V221H122ZM127 222V221H126ZM200 222V221H199ZM209 222V221H208ZM228 222V221H227ZM230 222V221H229ZM90 223V222H89ZM99 223V222H98ZM102 223V222H101ZM105 223V222H104ZM114 223V220H113ZM117 223V222H116ZM121 223V222H119ZM128 223V222H127ZM72 224V223H71ZM97 224V223H95ZM109 224V223H108ZM122 224V223H121ZM207 224V223H205ZM228 226H225V231H228L227 233L224 234H228L229 236H226L228 238V242L225 240V244H231V242L234 244L236 243L237 239L239 238L237 234H244L245 237H249V239H252L251 236H255V235H250L245 232L243 229H241L239 227V223H227ZM244 225V223H242ZM241 224V225H242ZM246 224H249V222L245 223V228L247 227ZM76 225V224H75ZM78 225V224H77ZM82 225V227H83ZM94 225V224H93ZM103 225V223H102ZM110 225V224H109ZM112 225V224H111ZM197 225V224H196ZM200 225V223H199ZM198 225V226H199ZM204 225V223L202 224ZM217 225V224H216ZM224 225V224H223ZM222 225V226H223ZM242 225V226H243ZM87 226V223H86ZM97 226V225H96ZM117 226V224H116ZM90 227V226H89ZM88 227V228H89ZM93 227V226H92ZM172 227V226H171ZM217 227V226H216ZM220 227V226H219ZM224 227V226H223ZM243 227V228H244ZM84 228V227H83ZM94 228V227H93ZM101 228V226L99 227V229ZM113 228V227H112ZM199 228V227H198ZM206 228V226H205ZM208 228V227H207ZM210 228V227H209ZM248 228V227H247ZM69 229V228H68ZM78 229V228H77ZM92 229V228H90ZM95 229V228H94ZM249 229V228H248ZM85 230V228L83 229V231ZM87 230V229H86ZM103 230V229H102ZM260 230L259 233H260ZM82 231V233H83ZM93 231V230H92ZM85 232V231H84ZM96 232H99L96 231ZM101 232V231H100ZM105 232V231H104ZM222 232V231H221ZM250 232V231H249ZM79 233V232H78ZM77 233V234H78ZM89 233V232H88ZM109 233V232H108ZM219 233V232H218ZM86 234V233H85ZM84 234V235H85ZM96 234V233H95ZM203 234V233H202ZM255 234V233H254ZM88 235V234H87ZM261 235V234H260ZM90 236V235H89ZM98 236V235H97ZM219 236V235H218ZM240 236V235H239ZM258 238V234L256 235ZM261 235V239L264 241V238ZM206 237V236H205ZM221 237H224L221 236ZM236 237H238L236 240H234ZM244 237V236H242ZM199 238V237H198ZM225 238V239H227ZM254 238V237H253ZM263 238V239H262ZM243 239V238H242ZM256 239V237H255ZM196 240V239H195ZM218 240H220V238L218 237ZM223 240V245L225 248V246H227V250L229 249L228 246L229 245H225L224 244V238ZM221 240V241H222ZM239 240V239H238ZM259 240V239H258ZM260 240L258 241L260 243ZM197 241V240H196ZM234 241V242H233ZM236 241V242H235ZM243 241V240H242ZM246 241V240H245ZM217 242V241H216ZM220 242V241H219ZM240 242V240H239ZM251 242V241H250ZM203 243V242H202ZM221 243V242H220ZM246 243V242H245ZM254 243V242H253ZM251 243V244H253ZM262 244L264 242H261ZM208 244V243H207ZM215 244V243H214ZM222 244H218L217 247H215V251L213 249V251H211V255L212 252L213 254L215 253L216 255H218L216 253V251L218 250V246L220 245L221 247L219 248L220 250H218L219 252L221 251L222 248ZM232 244V247H233ZM237 244V243H236ZM234 245L237 246L238 245ZM261 244V245H262ZM189 245V244H188ZM194 245V244H193ZM192 245V246H193ZM239 245L241 246V244L239 243ZM249 245V244H248ZM245 246L246 247H248ZM239 246V247H240ZM197 247V246H196ZM201 247V246H199ZM231 247V246H230ZM250 247V246H249ZM248 247V248H249ZM217 248V250H216ZM222 248V249H223ZM225 248V249H226ZM247 248V249H248ZM252 248V247H251ZM250 248V249H251ZM255 248V247H253ZM252 248V249H253ZM262 248V247H261ZM193 249V248H191ZM209 249V248H208ZM212 249V248H211ZM210 249V250H211ZM232 249V248H231ZM235 249V248H234ZM232 249V251L234 250ZM241 249V248H238ZM251 249V250H252ZM230 250V249H229ZM264 250V249H263ZM262 250V251H263ZM232 251H229L230 254L232 253ZM237 251V250H236ZM235 251V252H236ZM241 251V250H240ZM245 251V250H244ZM247 251V250H246ZM259 251V250H258ZM179 252V251H176ZM182 252V251H180ZM194 252H196V249L194 250ZM234 252V251H233ZM234 252V253H235ZM250 252V251H249ZM252 252V251H251ZM264 252V251H263ZM170 253V252H169ZM175 254V252H173ZM187 253V252H186ZM208 253H210V251H208ZM224 253V252H223ZM215 254L212 255L215 257ZM221 254V253H220ZM233 254V253H232ZM237 254H239L237 252ZM254 254V252L252 253ZM176 255V254H175ZM174 255V256H175ZM209 254H207L208 256ZM209 255V256H211ZM235 255V254H234ZM251 255V253L249 254ZM256 255V254H255ZM204 256V255H203ZM211 256V257H212ZM167 257V256H166ZM176 257V256H175ZM181 258V256H178ZM177 257V258H178ZM209 257V258H211ZM219 257V256H218ZM221 257V256H220ZM219 257V258H220ZM235 257V256H233ZM238 257V256H236ZM244 257V256H243ZM250 257V256H249ZM174 258V257H173ZM179 258V259H180ZM185 258V257H184ZM203 258V257H200ZM205 258V257H204ZM213 258V257H212ZM223 258V257H222ZM246 258V257H245ZM254 258V257H253ZM256 258V257H255ZM172 259V257H171ZM183 259V258H182ZM218 259V258H216ZM231 259V258H230ZM237 259V258H234ZM240 259V258H239ZM259 259V258H258ZM185 260V259H184ZM208 260V259H207ZM206 260V261H207ZM210 260V259H209ZM242 260V259H240ZM252 260V259H251ZM180 261V260H179ZM186 261V260H185ZM212 261V259H211ZM215 262L220 263V260H214ZM228 261V260H227ZM244 261V259H243ZM171 262V260H170ZM181 262V261H180ZM184 262V261H183ZM188 262V261H187ZM202 262V261H201ZM209 262V261H208ZM173 263V262H172ZM198 263V262H197ZM206 263V262H205ZM212 263V262H211ZM215 263V264H218ZM247 263V262H246ZM204 264V263H203ZM207 264V263H206ZM233 264H235L233 262ZM239 264V263H238Z\"/></svg>",
	"mask_w": 264,
	"mask_h": 264
}]
</instances>
